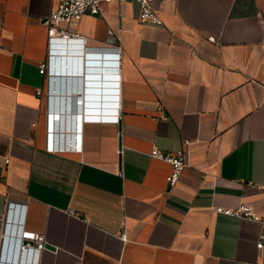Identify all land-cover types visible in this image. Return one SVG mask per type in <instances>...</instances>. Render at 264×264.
I'll return each mask as SVG.
<instances>
[{
  "label": "crops",
  "instance_id": "0c3cea01",
  "mask_svg": "<svg viewBox=\"0 0 264 264\" xmlns=\"http://www.w3.org/2000/svg\"><path fill=\"white\" fill-rule=\"evenodd\" d=\"M55 5L0 0V264H264V0L105 5L73 36L118 70L84 76L40 72Z\"/></svg>",
  "mask_w": 264,
  "mask_h": 264
},
{
  "label": "built area",
  "instance_id": "2783aa9c",
  "mask_svg": "<svg viewBox=\"0 0 264 264\" xmlns=\"http://www.w3.org/2000/svg\"><path fill=\"white\" fill-rule=\"evenodd\" d=\"M160 0H56V5L52 9L46 20V24L50 29L48 40V59L40 65V72L48 76H64L65 70L61 71L55 62L62 50L74 51L77 55L70 56L78 58L71 63L68 68L69 76H84L98 70L117 71L118 60L113 57L119 55V52L104 53H85L86 39L83 37L73 36L75 29L80 25L86 16H94L100 14L103 6L118 2H134L139 8V20L145 24L162 26L161 11L156 7V2ZM166 0H161V2ZM174 1V0H171ZM66 55V54H65ZM66 76V75H65ZM84 95V94H83ZM82 95V96H83ZM151 156L169 163L172 168V174L168 177L170 186H175L184 169L188 166V156L186 149L176 152H164L155 147ZM9 163V160H6ZM215 211L219 215L232 217L236 219L261 220L262 216L250 204H242L237 208H229L217 206ZM16 240L19 253H25L30 250L42 251L46 249V242L43 237L34 234L22 233L18 236L5 235V242ZM260 249L263 248V241L258 244Z\"/></svg>",
  "mask_w": 264,
  "mask_h": 264
},
{
  "label": "water",
  "instance_id": "95a60500",
  "mask_svg": "<svg viewBox=\"0 0 264 264\" xmlns=\"http://www.w3.org/2000/svg\"><path fill=\"white\" fill-rule=\"evenodd\" d=\"M69 55L74 56V55H77V53L74 51H69V49H67V51L62 50L59 53V57L55 59L56 64L60 65L61 71L63 69L65 70L64 72H66V73H63V75H66V76L68 73L69 65L78 59V58H74V57H69ZM95 78H98V77H95ZM59 118H61L60 115H59ZM66 119H67V116H65V120ZM46 248L51 249V250L55 249V247L53 245L47 244V243H46Z\"/></svg>",
  "mask_w": 264,
  "mask_h": 264
}]
</instances>
